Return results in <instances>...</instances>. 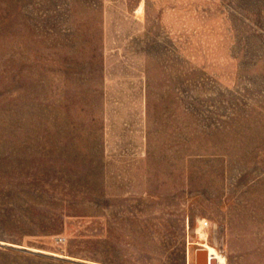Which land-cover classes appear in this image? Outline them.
<instances>
[{"label": "rangeland", "instance_id": "rangeland-1", "mask_svg": "<svg viewBox=\"0 0 264 264\" xmlns=\"http://www.w3.org/2000/svg\"><path fill=\"white\" fill-rule=\"evenodd\" d=\"M199 249L264 264V0H0V264Z\"/></svg>", "mask_w": 264, "mask_h": 264}, {"label": "water", "instance_id": "water-1", "mask_svg": "<svg viewBox=\"0 0 264 264\" xmlns=\"http://www.w3.org/2000/svg\"><path fill=\"white\" fill-rule=\"evenodd\" d=\"M215 255H211L206 249H199L196 252V264H217Z\"/></svg>", "mask_w": 264, "mask_h": 264}, {"label": "bare ground", "instance_id": "bare-ground-1", "mask_svg": "<svg viewBox=\"0 0 264 264\" xmlns=\"http://www.w3.org/2000/svg\"><path fill=\"white\" fill-rule=\"evenodd\" d=\"M213 255H215L214 259H216L219 264H224V259L220 255L218 254H213Z\"/></svg>", "mask_w": 264, "mask_h": 264}]
</instances>
